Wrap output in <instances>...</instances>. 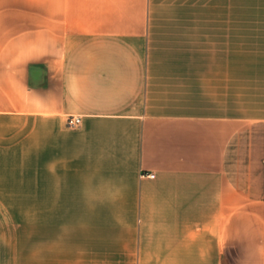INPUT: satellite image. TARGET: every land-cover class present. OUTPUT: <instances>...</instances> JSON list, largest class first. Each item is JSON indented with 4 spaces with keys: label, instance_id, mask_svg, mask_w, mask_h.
<instances>
[{
    "label": "crops",
    "instance_id": "1",
    "mask_svg": "<svg viewBox=\"0 0 264 264\" xmlns=\"http://www.w3.org/2000/svg\"><path fill=\"white\" fill-rule=\"evenodd\" d=\"M0 167V264H264V0H0Z\"/></svg>",
    "mask_w": 264,
    "mask_h": 264
},
{
    "label": "built area",
    "instance_id": "2",
    "mask_svg": "<svg viewBox=\"0 0 264 264\" xmlns=\"http://www.w3.org/2000/svg\"><path fill=\"white\" fill-rule=\"evenodd\" d=\"M79 123H80V119H73V118H71V119L68 120V125H69L70 127H75V126H77Z\"/></svg>",
    "mask_w": 264,
    "mask_h": 264
},
{
    "label": "rangeland",
    "instance_id": "3",
    "mask_svg": "<svg viewBox=\"0 0 264 264\" xmlns=\"http://www.w3.org/2000/svg\"><path fill=\"white\" fill-rule=\"evenodd\" d=\"M7 173V168L0 167V174Z\"/></svg>",
    "mask_w": 264,
    "mask_h": 264
}]
</instances>
